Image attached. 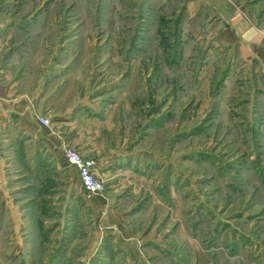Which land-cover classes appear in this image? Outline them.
I'll use <instances>...</instances> for the list:
<instances>
[{"label": "rangeland", "instance_id": "374dc122", "mask_svg": "<svg viewBox=\"0 0 264 264\" xmlns=\"http://www.w3.org/2000/svg\"><path fill=\"white\" fill-rule=\"evenodd\" d=\"M191 1L0 0L43 55L88 57L106 141L136 156L87 193L71 165L3 155L0 131V264H264V111L228 93Z\"/></svg>", "mask_w": 264, "mask_h": 264}, {"label": "crops", "instance_id": "0c3cea01", "mask_svg": "<svg viewBox=\"0 0 264 264\" xmlns=\"http://www.w3.org/2000/svg\"><path fill=\"white\" fill-rule=\"evenodd\" d=\"M190 4L194 9L188 7L187 12L192 14L201 11L206 16L209 10L205 37L212 39L210 53L225 50L223 84H229L228 93L237 97L244 92L249 101L254 100L248 107L264 111V14L258 18L260 7L245 0H193ZM18 14L0 10V131L1 143L7 146L2 154L33 155L29 160L34 169L42 155H48L55 166L58 162L67 165L61 146L71 143L94 159L95 174L113 186L112 176L123 165L129 167L136 156L130 155L133 146L131 142L126 145L127 138L115 145L106 141L105 124L115 110L99 104L98 96H89L90 72L83 67L88 57L58 54L57 47L43 55L42 38L35 39L36 31L25 26L24 19L20 23ZM213 59L210 56L206 61L203 80L214 70L209 68ZM39 115L47 116L50 125L42 124ZM28 156L20 158L23 165ZM70 167L77 175L76 168ZM98 200L107 207L109 196L100 195Z\"/></svg>", "mask_w": 264, "mask_h": 264}, {"label": "built area", "instance_id": "2783aa9c", "mask_svg": "<svg viewBox=\"0 0 264 264\" xmlns=\"http://www.w3.org/2000/svg\"><path fill=\"white\" fill-rule=\"evenodd\" d=\"M38 120L44 125H50L47 116L39 115ZM61 150L66 162L76 168L82 189L87 193L102 192L104 184L95 174L93 160L85 157L78 148L72 145H62Z\"/></svg>", "mask_w": 264, "mask_h": 264}]
</instances>
